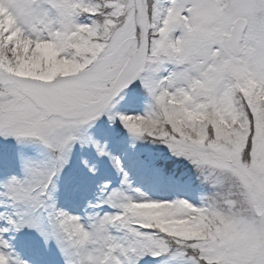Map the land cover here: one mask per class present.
I'll return each instance as SVG.
<instances>
[{
	"label": "snow or ice",
	"instance_id": "1",
	"mask_svg": "<svg viewBox=\"0 0 264 264\" xmlns=\"http://www.w3.org/2000/svg\"><path fill=\"white\" fill-rule=\"evenodd\" d=\"M0 264H264V0H0Z\"/></svg>",
	"mask_w": 264,
	"mask_h": 264
}]
</instances>
